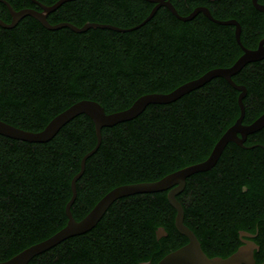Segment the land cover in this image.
<instances>
[{
  "label": "trees",
  "instance_id": "obj_1",
  "mask_svg": "<svg viewBox=\"0 0 264 264\" xmlns=\"http://www.w3.org/2000/svg\"><path fill=\"white\" fill-rule=\"evenodd\" d=\"M7 1L15 9L36 6L32 0ZM171 1L181 14L204 3L217 18L237 19L246 47H255L263 35L264 12L251 0ZM152 6L148 0H69L50 11L47 20L130 27ZM0 18L11 19L1 0ZM241 52L234 26L203 12L182 20L160 6L126 31L49 29L25 15L13 27L0 25V119L39 130L82 98L96 100L106 112L123 109L141 94L167 92L212 67L228 66ZM232 79L246 87L242 122L248 123L264 111V58L245 63ZM238 93L225 78L214 76L173 101L149 103L135 117L103 126L100 144L76 180L72 215L81 218L118 184L158 179L204 159L239 115ZM95 142L93 122L84 113L43 142L0 134V260L66 223L71 177ZM166 192L116 198L91 229L66 237L28 263L154 264L187 241L174 226L175 209ZM176 198L183 222L209 256H224L237 228L256 225L264 248V126L248 133L243 145L228 141L210 169L186 177ZM158 226L165 236L156 238Z\"/></svg>",
  "mask_w": 264,
  "mask_h": 264
},
{
  "label": "water",
  "instance_id": "obj_2",
  "mask_svg": "<svg viewBox=\"0 0 264 264\" xmlns=\"http://www.w3.org/2000/svg\"><path fill=\"white\" fill-rule=\"evenodd\" d=\"M1 1L6 4L11 16V20L9 22H5L0 18V25L3 27H12L21 17L31 15L46 28L55 29L62 26H68L74 31H84L89 27L111 28L119 31L131 30L147 21L154 14L160 4H165L176 17L182 20L190 19L198 10H200L204 15L215 22L234 25V36L241 47L242 52L228 66L212 67L204 71L199 76L189 79L167 92H148L141 94L129 106L123 109L106 112L104 107L96 100L82 98L71 103L69 106L55 114L45 124V126L39 130L24 129L0 119V134L26 141L43 142L52 138L60 127L68 120L80 113H84L92 120L96 137V142L93 147L86 151L80 158L79 170L71 177V195L65 203L64 208L65 215L67 217L66 223L48 237L22 248L6 259L0 260V264H29V260L35 254L48 249L66 237L80 234L91 229L116 198L138 192H154L159 190L167 191V200L175 209L174 226L181 234L186 236L187 241L177 248L165 253L154 264H255L253 256L254 245L252 244H242L226 256H209L206 254L193 230L183 222V207L180 201L176 198V194L184 188L185 179L188 175L194 172L208 170L215 164L228 141L235 142L238 145H243V141L248 133L254 132L264 126V111H262L252 121L248 123L242 122L244 115L242 98L246 94V87L243 84L236 83L232 79V75L245 63L264 58V32L255 47H246L240 41V25L236 19L214 18L205 6L195 7L188 14L181 15L177 12L169 0H148L155 2V4L152 6L149 13L138 24L130 27H120L111 23L96 21H85L81 26H77L69 21L50 23L46 17L47 13L55 9L64 0H56L51 4H44L38 0H32L40 5L41 10L30 7L15 9L7 0ZM251 2L256 9L264 12L263 3H260L258 0H251ZM214 76H221L225 78L239 91L237 95V103L240 112L234 122L229 125L216 140L209 154L200 161L170 171L158 179L118 184L105 192L81 218L76 219L70 210V206L76 196V180L84 170L86 158L89 157L100 144L101 128L103 126H111L115 123L135 117L149 103H166L173 101L184 93L201 86ZM166 234L167 232L163 226H158L155 230L156 238L165 236ZM150 263V260L139 262V264ZM260 264H264V261Z\"/></svg>",
  "mask_w": 264,
  "mask_h": 264
},
{
  "label": "flooded vegetation",
  "instance_id": "obj_3",
  "mask_svg": "<svg viewBox=\"0 0 264 264\" xmlns=\"http://www.w3.org/2000/svg\"><path fill=\"white\" fill-rule=\"evenodd\" d=\"M39 1V0H38ZM56 1V0H55ZM54 1V2H55ZM65 1H69V0H64L63 2H65ZM171 3H172V1L171 0H169ZM208 2H213V1H215V0H207ZM34 2V1H33ZM62 2V3H63ZM35 4H36V6L34 5H32V6H30V5H26V6H24V7H30V8H34V9H37V10H41V7H40V5L37 3V2H34ZM61 3V4H62ZM153 3V5L155 4V2H152ZM45 4V3H44ZM173 4V3H172ZM59 6V5H58ZM160 6H166L165 4H160L158 7H160ZM173 6H174V4H173ZM200 6H205V7H207L208 8V10L210 11V13H211V10H210V8H209V6L208 5H206V4H204V3H197V4H195L194 6H193V8L191 9V10H193L195 7H200ZM157 7V8H158ZM167 7V6H166ZM175 7V6H174ZM21 8H23V7H21ZM20 9V8H19ZM176 9V8H175ZM54 10V9H53ZM177 10V9H176ZM190 10V11H191ZM52 11V10H51ZM156 11V10H155ZM189 11V12H190ZM50 12V11H49ZM49 12L47 13V15L49 14ZM178 12V11H177ZM188 12V13H189ZM200 12H202V11H200V10H198L192 17H194L196 14H198V13H200ZM179 13V12H178ZM188 13H186V14H188ZM179 14H181V13H179ZM186 14H181V15H186ZM47 15H46V17H47ZM211 15L214 17V18H217V17H215L212 13H211ZM191 17V18H192ZM218 19H220V18H218ZM228 19V18H227ZM235 19V18H234ZM11 20V19H10ZM9 20V21H10ZM237 20V19H236ZM9 21H5V22H9ZM238 21V20H237ZM18 22V21H17ZM16 22V23H17ZM15 23V24H16ZM238 23H239V21H238ZM14 24V25H15ZM13 25V26H14ZM76 25V24H75ZM230 25H232V24H230ZM239 25H240V23H239ZM12 26V27H13ZM77 26H81V25H77ZM234 26V25H233ZM240 32H241V26H240ZM257 239H260V234H259V229H258V227H257V225L255 226V228H254V230H250V229H246V228H237V233H236V237H235V239H232L229 243H226L225 244V247H224V249H225V255L224 256H226V255H228V254H230L231 252H233L235 249H237L240 245H242V244H252V245H254L253 246V256H254V259H255V264H260V263H262L263 261H264V248L262 247V245H261V243L260 242H258L257 241ZM211 256H213V255H211ZM240 264H244V263H240Z\"/></svg>",
  "mask_w": 264,
  "mask_h": 264
}]
</instances>
